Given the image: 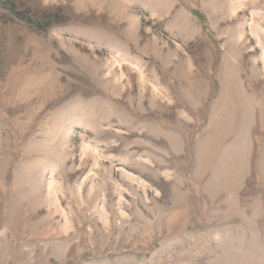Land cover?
Returning a JSON list of instances; mask_svg holds the SVG:
<instances>
[{
  "label": "rangeland",
  "instance_id": "rangeland-1",
  "mask_svg": "<svg viewBox=\"0 0 264 264\" xmlns=\"http://www.w3.org/2000/svg\"><path fill=\"white\" fill-rule=\"evenodd\" d=\"M0 3V264H264V0Z\"/></svg>",
  "mask_w": 264,
  "mask_h": 264
},
{
  "label": "trees",
  "instance_id": "trees-1",
  "mask_svg": "<svg viewBox=\"0 0 264 264\" xmlns=\"http://www.w3.org/2000/svg\"><path fill=\"white\" fill-rule=\"evenodd\" d=\"M0 3L8 6L13 11L12 13L18 18L33 23L42 29H48L52 25L59 24L63 21V17L59 10L56 12H44V15L40 17V20H36L35 18L25 14V12L18 11L15 7L16 2L14 3L13 0H0Z\"/></svg>",
  "mask_w": 264,
  "mask_h": 264
}]
</instances>
